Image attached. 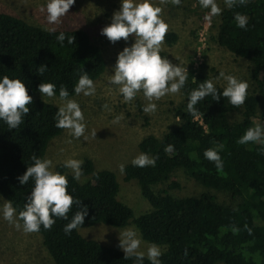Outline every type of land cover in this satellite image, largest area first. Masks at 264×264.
Returning a JSON list of instances; mask_svg holds the SVG:
<instances>
[{"label":"trees","instance_id":"trees-1","mask_svg":"<svg viewBox=\"0 0 264 264\" xmlns=\"http://www.w3.org/2000/svg\"><path fill=\"white\" fill-rule=\"evenodd\" d=\"M232 2L229 8L222 0L213 39L250 63L254 87L247 89L245 102L233 106L225 97L214 101L209 95L195 105L197 114H190L186 109L188 93L212 78L205 65L198 71L188 70L180 91L183 101L172 109L177 124L160 137H143L138 144L141 152L156 157L154 166H124L125 181H137L142 196L151 205L139 216L118 199L119 183L114 172L97 169L92 159L84 158V180H74L63 164L58 166L57 171L68 179V191L87 206V216L82 226L66 235L63 228L78 210L74 204L67 213L68 220L56 218L49 229L41 226L33 232L41 235L53 264H135L134 256L124 258L122 250L80 233L81 228L98 224L124 228L131 223L144 240L165 246L159 257L162 264H264V151L256 143H237L247 128L264 123V0ZM236 13L246 17L244 28L237 25ZM60 32L66 37L63 46L56 39ZM68 37L74 38L73 43H68ZM164 40L172 45L177 34L168 32ZM160 54L165 56L164 52ZM41 65L47 68L43 74L37 70ZM106 69L103 50L86 31H52L0 12V76L22 79L33 98L29 113L17 128L9 129L0 121V195L11 200L17 212L23 209L33 186L31 178L21 185L17 177L33 163V155L44 158L50 141L64 131L55 127L59 107L38 99L37 86L41 82L54 83L59 97L63 85L73 97V87L82 72L96 82ZM215 86L218 93L223 90ZM169 144L173 151L166 153ZM216 144L223 145L221 170L203 156L205 149ZM178 170L203 187L229 194L232 203H220L206 192L182 197L171 194L169 190L180 186L172 180ZM165 184L166 188L156 190ZM143 264H150L146 256Z\"/></svg>","mask_w":264,"mask_h":264},{"label":"rangeland","instance_id":"rangeland-1","mask_svg":"<svg viewBox=\"0 0 264 264\" xmlns=\"http://www.w3.org/2000/svg\"><path fill=\"white\" fill-rule=\"evenodd\" d=\"M45 2L46 0H0V12L15 15L45 29L71 28L86 31L91 41L103 50L107 69L94 82L96 88L94 95L86 97L83 94H76L70 97L80 104L83 111L86 124L84 136L74 138L70 130L64 129L60 136L50 141L44 158L52 160L55 171L69 158L82 161L84 158L92 159L97 169H108L116 174L119 183L118 199L128 205L135 216L148 212L151 205L142 196L138 182L125 181L120 165L131 163L133 158L141 153L138 144L143 137L147 135L160 137L177 124L178 120L174 118L172 109L183 101L182 93L168 94L154 100L153 102L157 104L156 112L145 113L142 108L148 101L142 93H138L131 102H125L116 87L109 86L108 79L112 74L117 54L134 42L130 36L127 44L123 39L112 43L100 34L101 29L111 22L113 12L119 9L120 0H75L57 24H49L46 13L40 10ZM153 2L162 9L161 16L169 26L166 33L177 34V40L172 45H168L165 40L161 44V52H164L173 64L186 67L187 71L189 69L198 71L201 65H205V70L212 79L224 71L226 74L230 73L246 80L248 90L253 89L250 63L219 46L213 39L217 32L214 25L219 23L220 14L206 20L208 9L201 8L198 0H181L178 5L173 4L171 0ZM216 2L222 9V0ZM214 82L221 87L225 85L222 79ZM36 97L57 107L62 104L57 95L49 98L38 92ZM105 105L107 107H104ZM120 114L123 115V119L114 124L112 122L114 117ZM259 124H262V121ZM92 133H96V136ZM66 173H72V170L66 168ZM172 180L180 185L169 190L175 196H199L206 192L214 195L220 203H232L229 194L203 187L182 170L176 171ZM163 188H166V184L157 186L156 190ZM2 198L0 206L6 201L4 197ZM17 222L21 224L19 220ZM130 227L137 229L132 223L124 228L98 224L81 228L80 233L87 239L122 250L119 247V232ZM139 235L142 240L139 250L146 253L147 247L152 243L144 240L140 232ZM158 246L163 252L165 246ZM0 264H53V262L42 244L41 235L26 233L22 227H16L15 223L4 220L0 215Z\"/></svg>","mask_w":264,"mask_h":264},{"label":"clouds","instance_id":"clouds-1","mask_svg":"<svg viewBox=\"0 0 264 264\" xmlns=\"http://www.w3.org/2000/svg\"><path fill=\"white\" fill-rule=\"evenodd\" d=\"M74 2L75 0H46L40 10L46 13L49 24H57ZM171 2L178 5L181 0H171ZM198 2L201 8L208 9L206 20L219 15L222 11L216 0H198ZM239 2L244 3L245 0H239ZM226 6L233 7L232 0H226ZM161 12L162 9L156 6L153 0H120L119 9L113 12L111 22L100 32L112 43L123 39L127 44L128 38L133 37L134 42L130 46H125L117 54L108 84L116 87L125 102H131L138 93H142L148 101L142 108L145 113L156 112L157 104L153 102L154 100H159L168 94L179 93L184 88L189 75L186 67L173 64L167 56L160 54L161 44L169 27L162 18ZM234 19L239 27L246 26L244 15L236 13ZM52 31L55 29L53 28ZM56 39L63 46L65 34L60 32ZM73 39L68 37V43H73ZM37 70L43 74L47 68L41 65ZM219 79L225 81V85L218 93L214 81ZM56 87L51 82H41L37 86L39 93L49 98L56 95ZM248 87L246 80L221 71L218 77L205 79L188 93L186 109L190 114H197L195 105L209 95L214 101H218L222 96L227 98L229 104L240 106L245 102ZM73 92L86 97L94 95L96 88L93 79L82 72L73 87ZM32 99L22 79L9 78L7 75L0 76V121H3L9 129H15L23 122L30 111L28 105H31ZM59 99L62 104L54 116L55 127L70 130L74 138L84 136L86 124L80 104L70 98L67 88L63 85L59 88ZM121 119H123L122 114L115 116L112 122L119 123ZM92 135L96 136V133ZM249 142L261 145L259 150L264 151V125L257 123L247 128L237 140V143L242 145ZM222 148V144H216L203 152L204 158L213 162L218 170L223 169L224 166L220 155ZM164 151L172 152L173 145H167ZM31 160L33 163L17 177L21 185H26L30 178L33 181L23 209L17 212L11 200H4L5 202L0 206V215L4 220L15 223L16 227H22L26 233L38 232L41 226L49 229L56 218L68 220L67 213L75 204L78 210L63 228L66 235L71 234L72 230L83 225L84 218L87 216V206L82 205L81 200L68 191L66 175L54 170L52 160L35 155L31 157ZM155 160L156 157L141 152L133 158L131 163L136 167H146L154 166ZM82 164L83 161L80 159L69 158L64 161L63 166L72 170L74 180H79L82 176ZM120 170L123 172L124 165H120ZM0 199L3 198L0 197ZM17 220L22 221V225ZM141 244L139 232L134 227L119 232V247L125 254L124 258L134 256L135 264H143V259L147 255L150 264H162L159 259L162 252L157 244H150L146 253L139 250Z\"/></svg>","mask_w":264,"mask_h":264}]
</instances>
